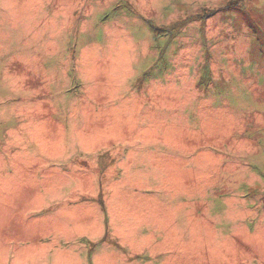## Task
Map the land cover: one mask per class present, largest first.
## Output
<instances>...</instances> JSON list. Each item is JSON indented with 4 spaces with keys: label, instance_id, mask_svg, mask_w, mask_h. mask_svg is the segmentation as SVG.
<instances>
[{
    "label": "rangeland",
    "instance_id": "obj_1",
    "mask_svg": "<svg viewBox=\"0 0 264 264\" xmlns=\"http://www.w3.org/2000/svg\"><path fill=\"white\" fill-rule=\"evenodd\" d=\"M59 206L105 238L41 226ZM13 256L264 264V0H0Z\"/></svg>",
    "mask_w": 264,
    "mask_h": 264
},
{
    "label": "crops",
    "instance_id": "obj_2",
    "mask_svg": "<svg viewBox=\"0 0 264 264\" xmlns=\"http://www.w3.org/2000/svg\"><path fill=\"white\" fill-rule=\"evenodd\" d=\"M83 198V197H82ZM81 198V199H82ZM60 205H62V202H60ZM59 213H52L53 214H58L59 217H51L50 220L46 219V215L44 214L45 219L42 221L41 226H45V229L48 231H54L56 234H61V238L64 239L66 235L71 234L74 236V238H79L78 242H83L84 244V249H87L88 243H92L97 237H104L106 235V225H105V230H104V221H102V225L97 226L95 223L91 222L88 223V231H80V226L85 225V218L78 215H75L73 213L68 212V217L63 216L65 207L64 206H59ZM62 225V226H61ZM83 226L81 228H83ZM65 228L66 231H62V228ZM60 231V232H59ZM98 233V234H97ZM55 234V235H56ZM98 239V238H97ZM46 240V239H45ZM87 244V245H86ZM9 252H6V256L4 257V260H9ZM20 255L17 256V258L22 261L19 258ZM15 256H13L15 264ZM73 258V257H72ZM72 258H65V261L67 264H75ZM123 257H121L122 259ZM73 261V262H72ZM83 263L80 261V264ZM84 264V263H83ZM87 264V263H86Z\"/></svg>",
    "mask_w": 264,
    "mask_h": 264
},
{
    "label": "trees",
    "instance_id": "obj_3",
    "mask_svg": "<svg viewBox=\"0 0 264 264\" xmlns=\"http://www.w3.org/2000/svg\"><path fill=\"white\" fill-rule=\"evenodd\" d=\"M105 238V237H104Z\"/></svg>",
    "mask_w": 264,
    "mask_h": 264
}]
</instances>
